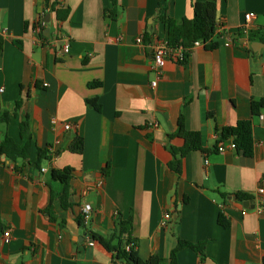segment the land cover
Instances as JSON below:
<instances>
[{
    "label": "crops",
    "instance_id": "1",
    "mask_svg": "<svg viewBox=\"0 0 264 264\" xmlns=\"http://www.w3.org/2000/svg\"><path fill=\"white\" fill-rule=\"evenodd\" d=\"M200 1L117 0V17L105 19L109 0H0V141L20 144L25 115L33 138L28 159L0 155V264H114L98 242L87 245L86 234L108 238L118 216H132L143 260L156 255L166 264L181 240L203 243L204 251L183 249L177 264H264V212L255 210L264 184V108L251 110L264 99V43L249 39L264 28V0H220L224 34L214 37L216 48L194 49L185 63L166 61L150 86L152 46L165 38L160 11L180 23ZM57 8L69 9L65 21L55 19ZM247 13L255 19L244 34ZM41 20L46 41L35 32ZM181 114L185 128L201 134L204 151L189 153L178 175L168 167L169 147L181 141L168 136ZM240 121L251 123L252 155L219 153V131ZM77 137L80 154L70 151ZM36 149L50 151L39 169ZM64 168L72 169L67 185L51 176ZM84 204L92 214L80 226ZM165 213L171 218L162 226Z\"/></svg>",
    "mask_w": 264,
    "mask_h": 264
},
{
    "label": "trees",
    "instance_id": "2",
    "mask_svg": "<svg viewBox=\"0 0 264 264\" xmlns=\"http://www.w3.org/2000/svg\"><path fill=\"white\" fill-rule=\"evenodd\" d=\"M111 9L104 10L105 19H115L117 17V0H109ZM220 0H202L200 2L192 3L193 17L191 19H183L180 23H176L170 17L161 12L158 15V20L163 23L165 27V41L168 48L179 49L182 51L183 59L178 63H185L194 42L201 41L203 48L206 50H213L216 48V42L213 40L216 36V15L217 4ZM48 3V0H45ZM160 9V8H159ZM55 14V19L59 22L66 20L69 14V9H51ZM43 21L36 23V26L41 25ZM39 37L43 41L47 38L44 36V27L39 32ZM250 41H259L264 43V29H258L256 31H250ZM18 44V42H16ZM3 42L0 39V52L2 51ZM87 104L93 106L96 110H99V105L95 101H88ZM17 107H20L19 103H16ZM264 108V99L255 102H251V110L253 114H256L259 109ZM19 136L20 144H16L11 138L4 136L0 141V155H3L9 161L26 160L30 157L31 149L33 146V138L30 132V122L27 115L22 117L19 124ZM169 139L176 138L181 141L179 147H169L171 154V161L168 163V167L180 175L182 172L183 160L191 152L204 151L203 140L199 132L188 131L185 128V122L183 115L181 114L177 120L176 130L172 135L168 136ZM231 139L235 146L236 151L241 152L246 157H250L253 151V138H252V126L248 121H240L234 127L222 128L219 131V141L216 145L221 144L225 140ZM70 151L73 153H82L83 140L80 137L74 139L70 146ZM50 151L46 149H36L35 153V166L40 168V163L43 160L50 159ZM72 169L64 168L62 170L53 169L51 171L52 179L67 185L71 179ZM65 192V196H66ZM238 201H243L247 196L241 194L233 195ZM68 206V204H67ZM63 207H66L64 205ZM77 222L80 226H83V215L80 213L77 218ZM218 224L227 228L228 224L221 214L217 219ZM133 230V218L129 216L126 220L117 217L115 223V230L108 238H102L96 234H91V238L98 242L106 251L112 254L114 264L120 262L121 264H165L164 260L160 257L153 255L143 260L136 252V239L132 236ZM131 245L129 250H126V246ZM190 249L198 254H203L204 244H192L189 242L178 240L176 247L170 252L169 258L166 264H177V254L183 249Z\"/></svg>",
    "mask_w": 264,
    "mask_h": 264
},
{
    "label": "built area",
    "instance_id": "3",
    "mask_svg": "<svg viewBox=\"0 0 264 264\" xmlns=\"http://www.w3.org/2000/svg\"><path fill=\"white\" fill-rule=\"evenodd\" d=\"M255 19V15L253 13H247L244 15V23L241 25V28L243 30L244 34H247L249 29H250V25L252 20ZM45 26V22L43 21L41 23V25L36 26L35 28V32L39 34V32L41 31V28ZM264 29V28H263ZM224 26L219 23L218 21L216 22V27H215V34L216 35H220V34H224ZM2 32H5V30H2ZM137 44H142L143 39L142 37H138L136 39ZM36 46V44H35ZM69 39L64 37L62 39V44H61V52L63 54H67L69 52ZM203 44L201 41H196L194 42L193 46H192V50L197 49V48H202ZM152 54H153V71L155 73V79L153 81H151L150 86L151 88H155L157 81L160 79L161 77V68L163 67L164 63L166 61H172L175 63H178L180 61H182L183 56H182V51L179 49H172V48H168L167 47V43L165 41V39H158L152 46ZM44 86H47V84H45ZM260 119H262V117H259ZM71 127L70 124H65L64 125V129L65 130H69ZM230 149V150H236V146L234 144V142L231 140V142L225 146L224 144H219L217 146V151L219 153H222L223 151H225L226 149ZM205 164H207V161H205ZM41 171H45V169H41ZM257 200H258V205H256L255 210L258 212H264V184L259 185L255 191ZM81 214L83 215V225L87 224V222L89 221L91 214H92V209L88 204H84L81 207ZM242 215H246V211L242 212ZM171 218V215L169 213H165L163 215V219L161 221V225L162 226H166L167 222L169 221V219ZM10 240V233L9 231H5L2 236H1V242L3 244H8ZM86 241H87V245L89 247H93L95 244V241L91 238L90 234H86ZM131 245L126 246V250H129ZM115 264H121L120 262H116Z\"/></svg>",
    "mask_w": 264,
    "mask_h": 264
},
{
    "label": "water",
    "instance_id": "4",
    "mask_svg": "<svg viewBox=\"0 0 264 264\" xmlns=\"http://www.w3.org/2000/svg\"><path fill=\"white\" fill-rule=\"evenodd\" d=\"M46 17H47V19L45 20V22L48 23L49 22V14ZM44 36L49 37V29L48 28L44 30ZM257 45H259V43H257V42L251 43L252 48H254Z\"/></svg>",
    "mask_w": 264,
    "mask_h": 264
}]
</instances>
